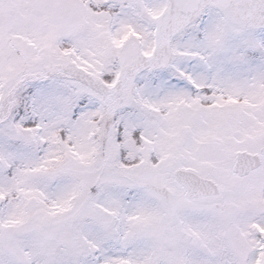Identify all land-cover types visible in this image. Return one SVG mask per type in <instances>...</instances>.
<instances>
[{"label": "snow or ice", "instance_id": "snow-or-ice-1", "mask_svg": "<svg viewBox=\"0 0 264 264\" xmlns=\"http://www.w3.org/2000/svg\"><path fill=\"white\" fill-rule=\"evenodd\" d=\"M0 264H264V0H0Z\"/></svg>", "mask_w": 264, "mask_h": 264}]
</instances>
